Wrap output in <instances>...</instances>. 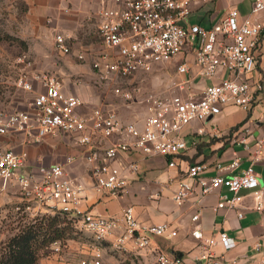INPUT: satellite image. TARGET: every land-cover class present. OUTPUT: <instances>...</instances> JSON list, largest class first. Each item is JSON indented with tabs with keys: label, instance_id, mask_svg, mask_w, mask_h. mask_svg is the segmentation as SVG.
I'll use <instances>...</instances> for the list:
<instances>
[{
	"label": "built area",
	"instance_id": "obj_1",
	"mask_svg": "<svg viewBox=\"0 0 264 264\" xmlns=\"http://www.w3.org/2000/svg\"><path fill=\"white\" fill-rule=\"evenodd\" d=\"M110 1L112 5L95 12L98 49L82 48L75 53L77 60L84 62L92 56L97 80L102 86L112 84L114 94L125 101L134 99L139 89L132 90L130 86L141 76L181 60L177 66L181 80L176 83L180 93L148 96L145 112L125 122L114 108L82 112L84 101L66 94L55 74L22 73L18 87L35 93V97L28 109L0 112V200L16 192L24 205L18 206V211L32 217L60 214L72 221L90 241L87 255L77 264H102L109 248L122 253L131 243L137 249L155 252L157 264H185L178 254L153 247L155 239L169 241L177 237L172 224L146 225L139 221L132 206L123 209L120 216L96 215L83 209L87 186L68 173L75 157L26 173L28 152L7 148L6 140L24 134L26 142L32 144L47 136H69L82 148L93 188L101 197L118 198L127 191L140 171L138 162L128 156L140 153L147 158L162 156L168 168L183 171L173 195L177 204L195 196L201 200L226 188L217 209L235 210L243 219L244 212L238 208L241 193L252 191L257 201L255 209L264 215L262 193L258 190L260 175L254 168L264 156V79L255 78L264 39V21L256 16L264 13V0H251L250 16L244 18L236 7H230L225 17L211 26L192 23L191 18L195 7L220 0ZM55 46L64 56L74 53L71 37L63 33L55 35ZM25 66L27 70L32 64L29 61ZM35 84L43 90L38 91ZM259 107L261 115L253 119ZM229 108L252 114L249 120L235 126L230 139L232 145L250 153V166L237 172L241 165L238 156L228 165L220 161L212 165L187 164L183 156L189 150V127L211 123ZM214 136L221 137L219 133ZM210 170L216 174L206 176ZM199 219L200 214L193 217L194 222ZM192 235L204 246L194 264H235L212 251L216 242L206 238L201 228ZM218 241L225 251L237 245L224 232ZM64 245L60 241L53 243L52 253L60 257ZM255 248L264 264V246L257 244Z\"/></svg>",
	"mask_w": 264,
	"mask_h": 264
},
{
	"label": "crops",
	"instance_id": "obj_2",
	"mask_svg": "<svg viewBox=\"0 0 264 264\" xmlns=\"http://www.w3.org/2000/svg\"><path fill=\"white\" fill-rule=\"evenodd\" d=\"M26 4L30 27L37 36H43L45 31L56 30L71 37L74 53L69 56H62L63 62H57L54 58L55 35L47 42L49 50H37L35 57L39 62L35 70L55 74L63 83V90L66 94H74L84 101L82 112H91L96 108H113L111 105L102 102L97 95H93L92 86L103 87L97 80V76L92 68L93 57L86 61H78L75 53L84 49H98L96 42L84 44L79 40L74 30L68 27L69 23H81L84 14L92 11L97 12L103 6H110V0H21ZM251 0H224L214 1L204 5L202 8L195 7L193 19L195 22L211 26L223 19L230 7H236L242 17L250 16ZM264 21V13L256 16ZM48 33H50L48 31ZM47 33V34H48ZM56 33V34H57ZM55 46V47H54ZM51 49V50H50ZM57 50V49H56ZM262 57L259 59L258 70L255 78L264 79V39L262 46ZM44 60V61H42ZM45 60H49V64ZM92 81L95 85H92ZM209 81L201 83L204 87ZM38 91L43 88L40 84H35ZM199 87V86H198ZM35 97V93H34ZM33 97V98H34ZM33 101V99H32ZM31 101V102H32ZM30 104L24 108L28 109ZM89 108L91 110H89ZM21 110V109H20ZM12 111V110H8ZM262 108L259 107L253 113V119L261 115ZM252 117L251 113L237 108H229L224 113L214 119L213 122L201 125L192 124L188 132L189 150L183 156L187 164L206 163L214 164L217 161L228 165L235 156L241 160V165L237 172H241L250 166V153L243 147L225 145L223 142L210 143L214 139L226 136L232 128L246 122ZM134 118L130 121H133ZM127 122L126 120H124ZM128 121V122H130ZM264 130V126H263ZM219 133L221 137L214 136ZM113 142V141H112ZM6 147L15 152H28V165L26 173L38 171L43 167H49L57 163H65L68 156L75 157L76 161L68 167L70 176L79 179L87 186V199L83 203V209L92 211L96 215L120 216L123 209L134 207L139 221L146 225L169 223L177 230V237L172 240L155 239L154 248H160L168 253L178 254L185 260V264H194L195 258L204 251L203 242L193 237L192 232L196 228H201L206 238L215 240L212 251L226 260L234 261L235 264H261V255L255 246H264V215L255 209L257 201L252 191H243L242 201L239 210L244 212V218L239 219L237 211L228 209H217L220 202V194L227 193L226 188L220 192L212 193L203 199L196 196L191 197L182 205L173 200V195L178 188L179 181L184 173L180 168H168L166 158L162 156L145 157L140 153L128 156L129 160L137 161L140 171L130 183L127 191L118 198H105L97 194L93 188L94 180L89 168L83 160L82 148L75 145L69 136H47L39 143H27L26 136L19 134L6 140ZM201 147V150H200ZM194 160V163H192ZM256 172L260 175L261 185L259 191L262 193V203L264 206V156L254 165ZM215 170H210L206 176H213ZM11 194L4 196L0 202L12 201ZM200 214L197 222L193 217ZM226 233L233 238L237 245L235 248L225 251L219 243V234ZM86 236V235H85ZM86 239L68 241L64 245L62 255L55 256L53 253L43 258L42 264H77L88 253ZM52 252V248H50ZM125 257L141 256L147 257L144 261L149 263L150 258L156 261V254L150 250L137 249L132 243L122 252ZM138 259V258H137ZM136 264L134 259L129 260ZM102 264H121L112 255L105 253Z\"/></svg>",
	"mask_w": 264,
	"mask_h": 264
},
{
	"label": "rangeland",
	"instance_id": "obj_3",
	"mask_svg": "<svg viewBox=\"0 0 264 264\" xmlns=\"http://www.w3.org/2000/svg\"><path fill=\"white\" fill-rule=\"evenodd\" d=\"M28 10L26 4L21 0H0V112L6 110H20L26 108L34 97L33 92H26L18 87L20 76L24 72H35L41 60L35 57L37 50H49L48 41L56 35L57 31L49 27V32L45 31L42 36H37L32 30L27 19ZM81 23H69L76 37L82 40L84 44L98 42L97 30L98 20L95 17V11L84 14ZM194 23L195 19L191 18ZM48 33V34H47ZM22 42H25L24 45ZM55 47V46H54ZM51 50V49H50ZM54 58L57 62H63L62 56L54 48ZM26 57V58H25ZM25 60V62H24ZM31 62L32 67L25 69L27 62ZM44 61V60H42ZM49 64V60H45ZM181 60L173 61L167 65L159 66L154 72L143 75L130 86L135 92L133 100L125 101L116 96L113 92V85L99 87L92 86L93 95H97L102 102L111 105L118 110L122 118L127 122L134 116L138 117L146 110L145 99L150 95H176L180 93L176 83L181 80L177 73V66ZM92 85L95 82L92 81ZM92 109V108H91ZM89 108V110H91ZM224 136V135H222ZM14 197L12 201L0 202V251L9 242V240L19 234L21 230L32 224L35 217L27 213L18 211V206L23 207L20 203V195L16 192L11 193ZM69 225L72 232L68 241L83 240L86 236L74 227L72 221ZM62 224L61 226H66ZM67 241V242H68ZM66 242V243H67ZM63 243V242H62ZM64 243V244H66ZM47 248L39 252V264H42L43 258L48 254ZM108 255H112L121 264H132L129 260L134 259L136 264H157L154 258L149 259V263L144 261L147 257L135 256L125 257L123 253L108 249ZM1 256V253H0Z\"/></svg>",
	"mask_w": 264,
	"mask_h": 264
},
{
	"label": "trees",
	"instance_id": "obj_4",
	"mask_svg": "<svg viewBox=\"0 0 264 264\" xmlns=\"http://www.w3.org/2000/svg\"><path fill=\"white\" fill-rule=\"evenodd\" d=\"M22 43L26 45L25 42ZM234 130L235 128H232L228 135L214 139L210 143L223 142L225 145L229 144ZM35 221L25 226L1 249L0 264H39V252L42 249L47 248L49 250L57 241L64 244L71 237L72 230L69 226L71 222H68V219L60 214L39 215L35 217ZM65 223L66 226H61ZM51 253V251L48 252V254Z\"/></svg>",
	"mask_w": 264,
	"mask_h": 264
}]
</instances>
